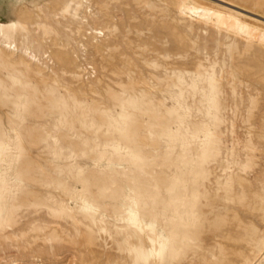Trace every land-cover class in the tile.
<instances>
[{
	"label": "rangeland",
	"instance_id": "1",
	"mask_svg": "<svg viewBox=\"0 0 264 264\" xmlns=\"http://www.w3.org/2000/svg\"><path fill=\"white\" fill-rule=\"evenodd\" d=\"M0 264H264V0H0Z\"/></svg>",
	"mask_w": 264,
	"mask_h": 264
}]
</instances>
